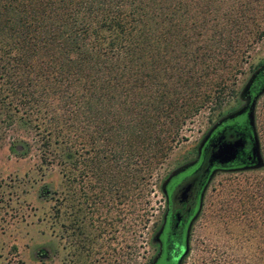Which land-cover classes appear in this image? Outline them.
I'll list each match as a JSON object with an SVG mask.
<instances>
[{"label": "rangeland", "instance_id": "374dc122", "mask_svg": "<svg viewBox=\"0 0 264 264\" xmlns=\"http://www.w3.org/2000/svg\"><path fill=\"white\" fill-rule=\"evenodd\" d=\"M173 1H167V9ZM177 2L176 30L192 43L186 49L171 37L166 46L162 41L168 64H191L189 58L201 50L203 40L211 41L208 27L214 21L216 27L232 24L231 15L238 16L232 26H238L236 49L242 50L219 86L210 80L201 83L210 94L185 114L163 160L139 180L121 181L119 170L125 163L106 158L113 141L105 148L104 135L97 131L99 125L113 123L110 113L104 115L105 100L98 102L96 116L85 105L74 115V105L64 109L57 89L37 90L35 101H22L8 89V79L0 78V264H147L164 173L209 124L244 104L241 90L264 64V0ZM214 15L219 17L208 20V27H193L202 16ZM173 21L164 22L162 29H174ZM151 26L152 31L159 28L154 22ZM242 26H255L261 34L247 38ZM154 49L148 62L161 60ZM123 95L117 94L120 112ZM252 118L261 162L216 171L183 264H264V87L254 99Z\"/></svg>", "mask_w": 264, "mask_h": 264}, {"label": "trees", "instance_id": "16d2710c", "mask_svg": "<svg viewBox=\"0 0 264 264\" xmlns=\"http://www.w3.org/2000/svg\"><path fill=\"white\" fill-rule=\"evenodd\" d=\"M167 1L0 0V78L8 79V89L22 101H35L37 90L49 93L55 88L64 109L74 105V115L86 106L96 116L98 102L105 100L104 115L110 113L113 123L105 122L97 131L104 135V147L113 141V152L106 158L125 163L119 170L121 181L139 180L163 160L185 114L210 94L201 83L210 80L219 86L233 72L242 50L236 49L238 26H232L238 16L231 15L232 24L221 27L214 26L219 15L202 16L193 27H208L206 22L214 21L208 27L213 33L210 43L203 40L188 66L168 64L162 41L166 46L171 37L186 49L192 42L176 30L179 2L172 0L167 9ZM168 21L174 29H162ZM152 22L158 30L152 31ZM241 29L247 38L261 34L255 26ZM152 38L161 60L148 62ZM120 92L125 106L121 112Z\"/></svg>", "mask_w": 264, "mask_h": 264}, {"label": "flooded vegetation", "instance_id": "af4514ba", "mask_svg": "<svg viewBox=\"0 0 264 264\" xmlns=\"http://www.w3.org/2000/svg\"><path fill=\"white\" fill-rule=\"evenodd\" d=\"M261 66L245 91L244 103L264 87ZM232 142L231 150L224 149V143ZM250 144L241 115L230 112L209 124L187 152L172 162L161 179L163 200L151 233L147 264L184 263L214 174L254 166Z\"/></svg>", "mask_w": 264, "mask_h": 264}, {"label": "water", "instance_id": "95a60500", "mask_svg": "<svg viewBox=\"0 0 264 264\" xmlns=\"http://www.w3.org/2000/svg\"><path fill=\"white\" fill-rule=\"evenodd\" d=\"M261 67H264V64H262ZM257 71V69L251 74V76L247 79L246 83L244 84L241 93H245L248 85L251 82L252 77L254 76L255 72ZM263 89V88H261ZM261 89H258L256 93H258ZM256 93L252 96V98H250L247 102H245L242 106H240L239 108L235 109L234 111H232V113L239 114L242 117V120L245 124L246 127H248V130L250 132V138H251V144H250V153L255 157V162L253 165H258L260 164L261 160L259 157V152H258V145H257V141L254 135V131H253V118H252V109H253V105H254V99L256 97ZM235 142L232 143H224V149L226 150H231V146L234 144Z\"/></svg>", "mask_w": 264, "mask_h": 264}]
</instances>
